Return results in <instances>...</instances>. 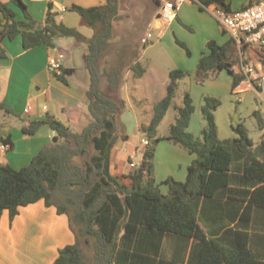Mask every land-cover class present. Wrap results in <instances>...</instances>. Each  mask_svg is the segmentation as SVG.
Listing matches in <instances>:
<instances>
[{"label": "trees", "instance_id": "trees-1", "mask_svg": "<svg viewBox=\"0 0 264 264\" xmlns=\"http://www.w3.org/2000/svg\"><path fill=\"white\" fill-rule=\"evenodd\" d=\"M160 4L159 0H155ZM205 11L216 5L232 12L228 0H193ZM254 0L243 6L248 8ZM10 4L24 10L26 20L17 19ZM83 22L94 29L88 39L77 29L57 21L53 3L48 4L44 24L32 19L25 0H0V43L22 36L26 50L40 45L56 48V41L74 37L85 43L90 85L87 91L89 119L80 130L67 126L54 116L31 120L23 126L27 136H34L49 125L56 133L50 146L44 148L20 170L0 164V223L5 211L14 220L20 209L44 201L66 215L76 236V243L59 250L53 264H264L263 258L248 245L252 215L264 210V118L257 111L258 128L263 132L256 143L244 124L234 128L238 137L219 138L215 113L221 101L205 97L201 113L205 121L201 136L189 132L196 111L189 92L169 134L158 135L159 127L172 108L179 82L189 73L175 69L169 74L166 96L154 104L151 122L141 125L147 138L141 165L127 175L112 172L113 153L119 139L118 118L125 102L116 97L123 82L121 70L108 72L103 67L115 37L114 23L120 14V0L83 8L73 6ZM236 40L220 45L207 43L201 57L195 82L203 85L227 71L233 76V91L246 75L236 72L238 58L232 54ZM186 48V46H184ZM250 46H241L246 53ZM264 54V45L259 48ZM190 55V51H188ZM264 64V59H261ZM247 64L246 61H243ZM136 78L144 75L140 63L133 66ZM53 77L68 83L74 69L62 67ZM108 76L105 91L102 81ZM7 111L0 105V112ZM10 139H7V144ZM179 146L196 159L189 165L186 181L170 177L158 184L154 160L160 142ZM168 187L164 194L161 186ZM90 251V255L85 253Z\"/></svg>", "mask_w": 264, "mask_h": 264}, {"label": "crops", "instance_id": "crops-1", "mask_svg": "<svg viewBox=\"0 0 264 264\" xmlns=\"http://www.w3.org/2000/svg\"><path fill=\"white\" fill-rule=\"evenodd\" d=\"M2 1L8 2V0ZM25 3L28 12L40 25L45 22L48 4L53 3L54 11L58 13L57 21L59 23L77 29L84 37L90 39L94 35V29L83 22L80 14L70 9L73 6L96 7L106 4V0H25ZM10 6L14 5L10 4ZM181 9L178 11L176 19ZM159 10L155 18L153 17L152 26L156 29H163L167 22H163L159 18ZM173 22L174 20L169 23ZM154 28L151 30L153 31ZM225 31L228 32L226 28ZM165 33V31H161V36H164ZM56 44L57 47L54 49L47 45H40L26 50L22 36H18L15 40L5 38L0 43V105L3 104L12 111L11 113L0 112V164H9L12 168L20 170L29 166L44 148L52 144L56 133L49 125L42 126L34 136L25 135L22 128L29 121H45L48 116H54L67 126L80 130L89 119L87 91L90 85V74L86 64L87 46L74 37L60 38ZM137 47L126 41H112L110 53L103 62V67L108 72L121 70L123 73L121 88L116 93V97L125 102V110L118 118V127L122 131L132 128L133 125L138 130L141 125H148L152 120L153 106L156 103L154 91L156 83H158L157 77L152 66L141 64V58L136 51ZM60 54L64 55L63 67L75 70V73L68 77L67 84L53 77L49 68L51 59ZM136 63H140L145 69L144 75L140 78H136L133 71V66ZM230 76L232 75L230 74ZM164 85L167 94L168 83ZM108 87L109 79L108 76H105L102 88L107 91ZM165 96H162V99ZM129 106L131 111L127 109ZM27 109L28 112H26ZM140 115L143 116V120L140 119ZM203 127L204 121L200 119L199 112L196 110L192 115L188 130L196 138H199ZM7 139L10 141L6 144ZM126 139L129 140L130 136L119 135L113 158L116 152L125 149ZM165 142H160L159 145L162 146ZM4 145L8 146L5 152L3 151ZM137 148H130L127 157H131L135 151H138L140 160H142L144 153ZM170 151L181 157L175 166L177 171H174L173 174L167 173L163 178H158L156 175L158 184H162L170 177L177 181H186L188 167L197 158L196 155L173 144L170 145ZM158 156L159 153L156 152V160H158ZM112 172L119 176L127 174L126 171L117 172L114 165H112ZM23 208L26 213L39 211L47 212L54 219L56 216L54 211L49 207H44L41 201ZM6 212L8 211L4 212L0 223V264H16L15 251L11 249L15 240L14 234L12 230L7 231L4 226V221L7 219ZM63 216L65 215L58 214L56 220L62 221L66 225ZM63 235L66 237L67 243L75 241L74 235L67 230V227ZM56 245L49 251L46 259L34 260V264H53L59 255L57 249H61L59 248L60 241ZM248 245L264 260V210H257L252 215Z\"/></svg>", "mask_w": 264, "mask_h": 264}, {"label": "rangeland", "instance_id": "rangeland-1", "mask_svg": "<svg viewBox=\"0 0 264 264\" xmlns=\"http://www.w3.org/2000/svg\"><path fill=\"white\" fill-rule=\"evenodd\" d=\"M159 1L160 4L155 0H120V14L114 23L115 38L113 39V41H126L130 45L138 46L136 51L141 58V64L153 67L158 82L154 91L156 103L162 99V96L166 95L164 84L169 83L171 71L183 69L189 73L186 78L179 82L173 106L159 127L158 135L165 137L169 134L170 125L177 117L175 107L182 105L184 94L189 92L202 121L204 119L201 107L205 97H214L221 101V106L215 113L221 140L237 138L238 134L234 128L244 124L249 130L250 137L256 143H260L263 132L258 128L255 112L259 111L264 118V102L257 90L233 91V78L227 71L221 72L217 78L203 85L197 84L194 79L198 63L203 54L207 52V43L216 41L220 45H224L231 40V35L225 31L224 25L209 10L201 11L200 5L192 2L183 6L178 18L173 23L167 22L163 29H156L152 26V20L163 3V0ZM228 3L231 4L233 11H238L248 4L249 0H228ZM12 8L16 12L18 20H26L22 8L16 5ZM151 28H154L153 38L144 46L142 38ZM161 31L166 32L164 36H161ZM260 47L259 44L252 45L246 53H242L240 46L233 45L232 54L238 58L235 67L236 72L242 73L243 61H246L247 64H262L261 59H264V54L260 52ZM188 51H190V55ZM127 109L131 111L130 106ZM140 119L143 120L142 115H140ZM118 133L123 136L127 134L130 139H126L124 150L114 154L113 165L117 172L126 171L129 174L140 166L131 167L130 162L133 160L127 157V154L130 152V148L136 147L144 153L146 146L143 140H147V138L134 125L132 128L124 129V131L119 128ZM168 143L170 142L166 141L162 146L157 147L156 152L159 153V156L158 160L155 159L154 161V176L157 175L158 178H163L167 173L173 174L174 171H177L175 166L177 161L181 159L179 155L170 151L172 144ZM140 159L141 157L138 155L135 160L136 163L141 164L142 160ZM161 190L164 194L168 193L166 186H162ZM41 203L44 207L46 206L44 201ZM49 208L54 211L56 216L58 215L55 207ZM6 213L7 219L4 221V226L7 231L12 230L14 234L15 240L11 249L15 251L16 264H34L35 261L46 259L49 251L59 241L61 244L59 248L61 249L76 243V236L71 230L70 221L66 215L63 216L66 221V225H64V222L57 221L56 216L54 219L47 212L26 213L23 208L20 209L19 216L14 220H11L9 212ZM66 227L74 235L75 241L73 243H67V239L63 235ZM59 250L57 249L58 252ZM85 253L90 255L89 250H85Z\"/></svg>", "mask_w": 264, "mask_h": 264}, {"label": "built area", "instance_id": "built-area-1", "mask_svg": "<svg viewBox=\"0 0 264 264\" xmlns=\"http://www.w3.org/2000/svg\"><path fill=\"white\" fill-rule=\"evenodd\" d=\"M193 0H163L159 10V18L163 22H171L176 19L178 11L186 4ZM226 28L231 36L236 40L238 46L243 45H264V0H254L253 4L246 9L227 12L224 9L218 8L216 5H211L207 8ZM153 31L150 30L142 38V44L147 45L153 38ZM64 55L60 54L51 59L49 68L51 71L61 73L63 67L62 61ZM242 71L246 78L237 88L239 92H244L249 89L257 90L263 97L264 102V65L263 64H244ZM28 112V109L26 110ZM145 146L148 145L147 140H143ZM8 146L4 145L3 151L7 150ZM138 151L131 155L133 162L130 166L136 168L141 164L136 163Z\"/></svg>", "mask_w": 264, "mask_h": 264}]
</instances>
